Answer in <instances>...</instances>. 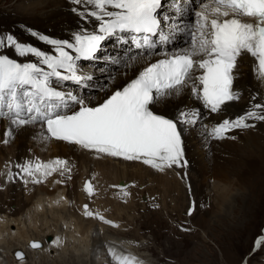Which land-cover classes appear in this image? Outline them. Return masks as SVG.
I'll return each mask as SVG.
<instances>
[{"label":"snow or ice","instance_id":"1","mask_svg":"<svg viewBox=\"0 0 264 264\" xmlns=\"http://www.w3.org/2000/svg\"><path fill=\"white\" fill-rule=\"evenodd\" d=\"M73 2L84 6L77 14L85 21L97 22V31L82 29L66 40L32 32L51 46L47 52L19 42L13 35L0 36V49L34 58L20 62L0 54V118L9 122L0 143L9 144L18 128L38 125L45 141L54 138L85 150L142 161L159 171L182 168L187 160L180 126L196 125L199 110L180 111L172 119L155 112V105L187 88L209 112H222L239 99L234 82L239 60L245 55L253 58L257 78L264 81V0H194L192 19L169 34L162 33L164 21L160 13L164 0ZM177 8L181 13L187 11L179 5ZM175 32L187 33L183 46L162 51L161 58L151 60ZM111 37L143 50L139 54L143 70L126 86L96 103L87 95L61 90L68 82L90 87L94 77L83 73L78 61L96 59L102 42ZM251 120L264 121V105L257 103L236 119L222 120L208 134L224 139L233 129L254 127ZM14 167L18 171H9L8 180L19 179L25 186L41 184L54 173L71 179L68 161L59 158L48 163L25 161ZM92 187L89 182L86 191L91 193ZM84 207L85 215L93 217L88 205ZM187 214L192 215V211ZM97 218L112 223L103 216ZM32 247L41 245L33 243ZM113 255L117 264H138L135 258Z\"/></svg>","mask_w":264,"mask_h":264},{"label":"bare ground","instance_id":"2","mask_svg":"<svg viewBox=\"0 0 264 264\" xmlns=\"http://www.w3.org/2000/svg\"><path fill=\"white\" fill-rule=\"evenodd\" d=\"M172 1L173 0H165V2H168V4L172 3ZM186 1L187 5L185 4ZM188 1L189 0L173 1L177 3L180 2L181 6L187 9V11L184 12L183 16H180L178 21H176V23H178L174 28H177L178 26L182 27L183 25H187L192 19V3L190 4ZM24 3L25 2H21L19 4L20 6L18 7L19 9H17V11H19L20 13L32 14L33 12H39V14L37 13V16H31L32 22H34L33 24L21 21V17L19 18L18 16L12 17L7 16L6 14L0 15V26L6 28L9 32H11L12 35L17 38L19 42L31 44L47 52L51 51V46L45 44L44 42L40 41L37 37L33 36L31 34L32 32L48 35L49 37L55 39L66 40L71 39L74 33L82 29H87L88 31H97V22H95L94 20L85 21L84 19H82L77 14V12L82 11L84 6L76 5L73 0H52V9L49 8L50 5L48 4L46 6H43V4L39 3L38 0H32V2L28 3V5ZM21 5L24 6L21 7ZM176 13L177 12L175 10V14ZM171 19H174V16H171ZM34 26H36L38 30L35 29ZM23 31L27 33H24ZM184 37L186 38V40L188 39L186 32H175L174 34L170 35L169 42L157 49V54L154 55L151 60L154 61L155 59L161 58L159 53L162 51H171L177 49L178 46H183L185 41ZM117 41L118 39L115 37H111L103 41V44L100 48V52L97 55H100V53L105 54L107 56L110 55V57L112 56V59L115 57L116 61L117 58H119L118 60H120V65H112L107 59H105V61H102V64L103 67L107 68H102L101 70L94 71V73L99 74V76L94 77L93 81L90 82L89 88L85 89L83 87V84L73 86L72 82H68L62 85V87L66 88L64 91L73 92L74 94L78 95H87L92 99L94 103H96L100 102L105 96H107L114 90H120L122 87L126 86L127 83H129L133 78H135L138 72L143 70L144 67V61L139 56V54L143 52V50H137L130 44L124 45ZM0 54L9 55L10 58H15L20 62H29L34 60V58L31 56L18 57L11 49H0ZM73 55H75L74 52ZM115 59H113V61ZM86 61L89 60L78 61V64L81 62L84 63ZM90 62L97 63V60L93 59ZM239 67L240 69L238 73L240 74V76H237L236 74L234 89L237 90L238 93H240L241 91L243 97L240 100L233 101L226 105L224 110L220 113H211L207 109H205L201 102L197 101L193 96H191L187 88H185L179 95H173L164 99L162 102L158 103L153 108V110L158 114L164 115L167 118L172 119H175L180 111H191L197 109L199 110L200 118L196 125L180 126L182 128L184 156L187 160V164L182 168H165L164 171H159L151 165L144 164L142 161H129L123 159L122 157H112L109 155L97 153L95 151L85 150L80 146H75V144H71L65 141H58L52 138L45 141L41 138L42 129L38 125L26 126L16 129L14 131V138L10 141L13 142L15 147L13 148L11 154L12 158L9 161V170L6 167L5 180H1L0 178V188H4L3 192H1L0 190V244L5 242V240H3L4 233L9 235L11 234L12 236L13 234H15L16 239L20 240L23 237L24 240L18 241V244L16 243L13 248L17 250L25 248L27 253H33V251L29 250L26 245L30 242L32 243L34 241H39L41 239V236H46L51 233L52 229L50 228V226H45L44 224V222L49 223L48 220L50 217L48 216V214L50 213L49 215H52V220H55L56 216H60V219L59 217H57V219L61 220V222L63 223H66V226L69 224V228L67 227L69 229V233H67L66 235L59 234L57 232V229L56 233L51 234L52 236L55 235L56 238L53 242L54 246L52 249L54 250L50 255L55 253L58 254L60 253V251L66 250L67 247L64 246V244L70 242L69 237H71L69 247L79 245L81 246L80 248L83 250V246L87 244L88 236H90V231H92V224L95 223V221H92L90 219L87 220L82 217L85 212L81 210L82 208L80 205H82L84 202H89L90 200V198H88L87 194L83 189V182L86 178L91 179V181L95 185V197L93 200L96 202V204L100 205L105 211L110 210V213H106L109 218L111 216L113 219L121 220L119 218L120 216H118L117 214L122 216L123 213H129L128 211H125V209L132 207L134 201H129V204L128 201H126L128 206H124L120 203H117L121 202V200L124 198V196H122L124 195V190H122L121 187L117 186L120 181H131L133 185L136 184L135 187L128 188L127 194L130 195V197L127 200H130V198L132 197L139 199L144 196L145 192H141L135 189H139L141 185L143 187L144 185H149L150 182H152L153 184H157L158 186H163V191L165 194H177V200L175 201L176 203L178 200L180 201L184 198V193H187L184 183L189 184L191 186V189L193 188V190L196 188V191L194 190V195L195 193H197L199 197H201L205 194V182L207 181L209 176H214L217 182H224L226 184H220L219 187L217 185L213 188V190H217V196L214 197L216 198L214 199V201L221 200L223 204L225 202V208L220 215L224 220H226L229 217L230 209H232L231 203L233 201L232 197L228 199L225 197L230 193V185L233 184L231 183L230 176L232 174L236 176L237 174L238 183L243 186L246 184L245 181L252 177H250L248 173L257 171L262 172L261 170H258L259 168L257 164H253L250 162L246 163V165H242L243 163L239 162V160L236 162L235 160L237 156L235 158L232 157L236 153L241 152L243 149H239L236 146V140L234 141V143L231 141H225V139L228 140L229 137L231 138L232 135L244 132L240 135L243 136L244 134V139H246L248 143L254 142V145L258 146L259 144L258 147H261L258 141L262 135H254V133H252L253 128L233 129L225 134L226 138L224 139H215L208 134L211 131V128L218 125L220 122H222V120L236 119L244 115L249 110H252L254 105L257 103L264 105V81H261L257 78L255 61L250 56L245 55L241 58V64ZM88 69L91 71L94 68L93 66L87 65V70ZM109 70L112 72V76L110 75ZM85 83L88 82L85 81ZM95 83L97 86H104L103 89L99 91V93L96 91L94 92V90L97 88H92ZM249 122L254 124L255 128L260 121L251 120ZM8 128V121H3L2 118H0L1 139L5 137V132ZM259 128H262V124H259ZM198 132L202 134L198 135V137H201L200 140L196 139ZM241 141H243V138ZM28 143H32L36 148H31ZM216 146L219 147L217 148ZM254 148L257 147L254 146ZM1 149L2 151H0V157L3 158L2 160L6 161L8 155L5 153L3 146L1 147ZM47 149L52 151L48 155ZM43 151H45V154L41 153ZM229 152L235 154L230 156V158H227L225 161H228L225 164L219 163V160H224V156L230 155ZM257 154L260 155L259 152ZM40 157L45 158L48 161H53L57 158L68 161V167L71 168V179H67L66 176L61 177L60 175L54 173L52 176L46 178L44 185H42V183L41 185L29 183L26 186L25 193L21 185L23 182L21 183L19 179H16L15 182L8 180L7 174L9 171H12L13 173L18 171V169L14 167L16 164H23L25 161L28 160H31L33 162H41ZM233 162L235 163L233 164ZM2 164L3 161H0V166ZM119 166L122 167L123 171L119 169ZM2 179H4V177ZM195 179L197 180V183L194 181ZM57 181L60 182L58 183ZM35 187H37L39 191L35 192ZM40 196L45 197L46 203L48 205L40 203L43 202V199L40 198ZM70 198H75V200H70ZM34 199H36L35 203L33 202ZM57 199L58 203L56 202ZM54 201L55 206L53 205ZM68 201L70 203V207L66 211L65 205L68 203ZM31 202H33V208L32 210H30L28 222L32 224L34 228L36 227V229L34 231L35 234H31V232H33L31 231L29 235L28 231L26 230L27 222L24 220L25 216H23V212L26 210L27 206L31 204ZM77 202H79V208L73 206L74 203ZM199 205H201L200 199L198 200V205L196 206ZM109 206L111 207V209L108 208L107 210V207ZM98 210L100 211V209ZM65 211L67 212L65 215L61 214ZM74 211L80 213V216L78 215V213L73 214ZM3 213L6 217H4V219L1 217ZM67 219L68 221H66ZM106 220L108 221V218H106ZM101 222V224L98 222L100 231L104 233L106 232V230L108 232L116 231L115 229L109 227L108 224H106V226L103 225L105 224L104 221ZM38 223H40V225ZM13 228L16 229V233H14ZM42 228L44 229L43 231H41ZM96 230L97 229H95L94 232ZM121 231L118 230V232ZM64 237L67 240L66 243ZM106 242L107 245H118L110 241ZM43 249L44 248H42L41 250ZM101 249H103V255H99ZM74 252H72V255H74ZM79 257L78 259H82V254L81 258ZM6 259L4 258L3 260H0V264H9V261L7 263H4V260ZM110 260L111 259H109L105 253V246L103 244L94 247V253L92 255L93 264H110L112 261ZM15 264L22 263L16 262Z\"/></svg>","mask_w":264,"mask_h":264},{"label":"rangeland","instance_id":"3","mask_svg":"<svg viewBox=\"0 0 264 264\" xmlns=\"http://www.w3.org/2000/svg\"><path fill=\"white\" fill-rule=\"evenodd\" d=\"M38 1L39 3L43 4V6H46L48 4L50 5L49 7L50 9L53 8L52 0L50 1L38 0ZM21 2L22 3L25 2L24 4L28 5V3H31L32 0H25V1L0 0V14L2 15L6 14L7 16H12V17L18 16L19 18L21 17L20 18L21 21H24L25 23L33 24L34 22H32V17L37 16V13L39 14V12H33L32 14L20 13L19 11H17V9H19L18 7L20 6L19 4ZM14 5L15 6L17 5L16 6L17 8ZM23 6L24 5H21V7ZM34 28L38 30L36 26H34ZM0 32H1L0 34H6L7 29L0 26ZM23 32L27 33L25 31ZM184 39L186 40L185 37ZM98 57L96 58L97 63H94L96 62L94 61L92 64H90L91 63L90 61L92 60L86 61L84 63L82 62L79 63L82 72L85 74H91L93 75V77H98L99 74H95L94 71L101 70L102 68H107V67H103L102 62L99 61L102 59H107L109 63L112 65L115 66L120 65V60H118L119 58H117L116 61L114 57L113 59L115 60L113 61L112 56L110 57V55L107 56L102 53H100ZM87 65L93 66L94 69L91 71L89 69L87 70ZM109 72L110 75L112 76L111 74L112 72L110 70ZM236 72L238 73L239 69H237ZM94 87L98 88L99 86H97L95 83L92 88L94 89ZM62 89L65 90L66 88L62 87ZM95 91L99 93V91H97L96 89L94 90V92ZM242 97H243L242 92L240 91L238 100L242 99ZM259 124H262V128H259ZM252 128H253L252 133H254V135L255 134L262 135L258 141L261 147H258L259 144L258 146L254 145V142L248 143V141L244 139L245 135L244 134L243 136L240 135L244 132H240L239 134H235V138L236 137L237 138L236 139L234 138V141L236 140L235 141L236 142L235 144H237L236 146L239 149L241 148L243 150L239 153L236 154L234 153L235 155L229 152L230 155L224 156L223 157L224 160H219V163L225 164L228 161L225 160L227 158H230V156L234 155L232 158H235L237 156L235 160L236 162L239 160V162L243 163L242 165H246V163H250V162L253 164H257L259 168L258 170H261L263 172L262 173L257 171V172L248 173V175L252 177L246 180L248 182L245 181L246 184L243 186H241L238 183L237 174L236 176L233 174L230 176L231 183L233 184L230 185V193L225 197L227 199L232 197L233 201L231 203L232 206L230 205L232 209H230L229 217L226 220H224L220 215L225 208V202L223 204L221 200L214 201V199H216L214 197L217 196V192H216L217 190L216 189L213 190L214 186L218 185L219 187L220 184L222 185L225 183L217 182L214 176H209V178L205 182V187H206L205 194L201 197H199L197 193H195L194 195V190L196 191V188L193 190V188L191 189V186L189 184L184 183L187 193H184L183 195L184 200L183 199H181L180 201L178 200L176 203L175 201L177 200L176 199L177 194L176 195L165 194L163 191V186H158L157 184H153L152 182H150L149 185H144V187L141 185L139 189H135L141 192H145L144 196H142L139 199L132 197L130 198V200H127L128 204L129 201L130 202L134 201L132 207L125 209V211H128L129 213L127 214L123 213L122 216L117 214L118 216H120L119 218L123 220V221L118 220L121 228L118 230L120 231L122 230L121 232H118V230L114 232H108L106 230L107 233L100 231L99 223L101 224L102 222L100 219L97 218V216H106L104 217L105 220L106 218H108V221L109 220L111 221L109 216L106 214L107 212L110 213V210L109 211L103 210V208L97 205L96 202L93 200L94 205L93 204H87V205H88V209L92 207V210L90 209L88 211H92L94 213V216L88 217L85 214L82 216L87 220L90 219L92 221H95V223L92 224L93 227L92 231H90L89 234L90 236H88L87 244L83 246V250L80 248L81 246L79 245H76L77 247L76 246L69 247V243L71 242V237H69V241H70L69 243H66L67 240L64 237L66 243L64 244V246L67 247L66 250L60 251V253L58 254L55 253L50 255L54 250L52 249L54 245L53 244L46 245V242L44 243V239L47 236L56 233L57 230L59 234L66 235L67 233H69V229H68L69 224L66 226V223H63L61 222V220H59L60 216H56V215H55L56 219L52 220L53 219L52 215H49L50 214L49 213L48 214V216L50 217L48 220L49 223L44 222V224L45 226L49 225L53 231L51 230L50 234L40 237L41 239L39 241L43 242V245L39 249H32L31 247H29V244L27 243L26 246L28 247L29 250L33 251L34 254L27 253L25 248H22L21 250L19 249L20 251L25 253L27 257V259H25L24 262H19V263L93 264L92 255L94 253V247L95 246L97 247L98 245L101 244L106 246L107 245L106 241L108 242L110 241L115 244H119L115 248L116 250L114 249L115 251L113 250L111 254L113 253L119 254L117 252L123 250L124 256H128L130 255L128 252H131L132 254L138 256L137 260L139 262L143 263L141 259L143 258V260L147 264H262V260L264 259V158H263L264 157V121H260L256 125L255 127L256 129L254 127ZM198 135H202V134L200 132H198L197 134L196 139L200 140L201 137L200 136L198 137ZM242 138L243 141H241ZM28 145L33 149L36 148L32 143H28ZM2 146L5 153L8 155L6 161L2 160L3 158L0 157V161H3V164L0 166V170H1L0 178L1 180H5L6 179L5 170L6 167L9 170L8 165H9V161L12 158L11 154L15 145L13 144V142H10L9 144L1 143L0 151H2L1 149ZM254 146L257 148H254ZM51 152H52L51 150L47 149V155ZM258 152L260 153V155L257 154ZM41 153L45 154V151ZM234 163L235 162H233V164ZM119 169L123 171L122 167L120 166ZM2 176L4 177V179H2L3 178ZM194 181L196 182L197 180L195 179ZM120 182L118 184H120ZM44 184L45 182L42 183V185ZM21 185L25 193L26 186L24 185V183H22ZM3 189L4 188H0L1 192H3ZM208 190H210L211 192ZM34 191L35 192L39 191V189L35 187ZM40 198L43 199V202L40 203H44L45 205H48L46 203L44 196H40ZM125 198H127V196ZM125 198L122 199L123 202L121 201L117 203H120L124 206H128ZM199 199L201 205L196 206L198 205ZM72 200H75V198H73ZM35 201L36 199L33 200L34 203ZM33 202H31V204L27 206L26 210L23 212V216H25L24 220L27 222L26 230L28 231L29 235L31 231H33L31 232V234H35L34 231L36 229V227L34 228L33 225L28 222L30 210H32L33 208V204H32ZM56 202L58 203V199L56 200ZM68 203L65 205L66 211L70 207L69 206L70 203L69 204ZM53 205L55 206V201ZM79 207L80 206H78L77 208ZM108 208L111 209L110 206L107 207V210ZM98 209H100V211ZM66 211L61 214L65 215L67 213ZM189 211H192V215L187 214ZM73 214H77V211H74ZM1 217L4 219L5 217L4 213L2 214ZM57 217H59V219H57ZM66 221H68V219ZM38 224L40 225V223ZM173 224L177 226L180 230H182V232L177 231L173 227ZM95 229H97L98 231L96 230L94 232ZM184 229H188V231H185ZM43 230L44 229L42 228L41 231ZM13 231L14 233H16L15 228H13ZM3 240H5V242L0 244L1 245L0 260H3L4 258L6 259L8 257L6 260H4V263H7L9 261V264H15L17 261L13 257V251L17 249L13 247L16 245V243L18 244V241H23L24 238L22 237V239L18 240L16 239L15 234H13L12 236L11 234L9 235L4 233ZM42 248L44 249L41 250ZM79 248L81 251L79 250ZM72 252H74V255H72L73 254ZM102 252L103 249L100 250L99 255H103ZM81 254H82V259H78L79 256H80L79 258H81ZM110 264H115V263L114 261H112V263Z\"/></svg>","mask_w":264,"mask_h":264}]
</instances>
